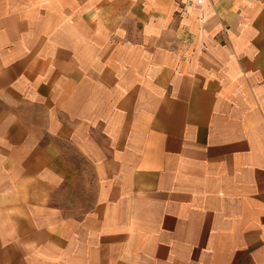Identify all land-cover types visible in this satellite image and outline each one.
I'll list each match as a JSON object with an SVG mask.
<instances>
[{"label": "crops", "instance_id": "1", "mask_svg": "<svg viewBox=\"0 0 264 264\" xmlns=\"http://www.w3.org/2000/svg\"><path fill=\"white\" fill-rule=\"evenodd\" d=\"M0 264H264V0H0Z\"/></svg>", "mask_w": 264, "mask_h": 264}, {"label": "built area", "instance_id": "2", "mask_svg": "<svg viewBox=\"0 0 264 264\" xmlns=\"http://www.w3.org/2000/svg\"><path fill=\"white\" fill-rule=\"evenodd\" d=\"M203 2H204V0H194V3H195L196 5H202Z\"/></svg>", "mask_w": 264, "mask_h": 264}]
</instances>
